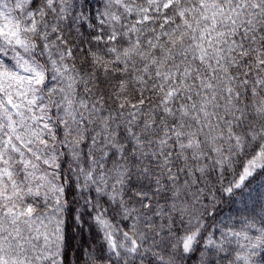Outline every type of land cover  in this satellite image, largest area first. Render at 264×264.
Listing matches in <instances>:
<instances>
[{
	"label": "snow or ice",
	"instance_id": "snow-or-ice-1",
	"mask_svg": "<svg viewBox=\"0 0 264 264\" xmlns=\"http://www.w3.org/2000/svg\"><path fill=\"white\" fill-rule=\"evenodd\" d=\"M0 264H264V0H0Z\"/></svg>",
	"mask_w": 264,
	"mask_h": 264
},
{
	"label": "trees",
	"instance_id": "trees-1",
	"mask_svg": "<svg viewBox=\"0 0 264 264\" xmlns=\"http://www.w3.org/2000/svg\"><path fill=\"white\" fill-rule=\"evenodd\" d=\"M85 247H87V245H85Z\"/></svg>",
	"mask_w": 264,
	"mask_h": 264
}]
</instances>
